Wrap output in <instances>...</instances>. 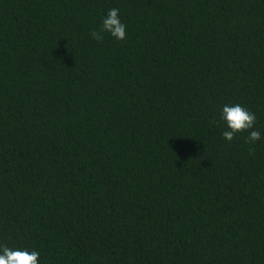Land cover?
Returning <instances> with one entry per match:
<instances>
[{"label": "trees", "instance_id": "1", "mask_svg": "<svg viewBox=\"0 0 264 264\" xmlns=\"http://www.w3.org/2000/svg\"><path fill=\"white\" fill-rule=\"evenodd\" d=\"M235 104L256 122L227 141ZM0 245L264 264V0H0Z\"/></svg>", "mask_w": 264, "mask_h": 264}, {"label": "clouds", "instance_id": "2", "mask_svg": "<svg viewBox=\"0 0 264 264\" xmlns=\"http://www.w3.org/2000/svg\"><path fill=\"white\" fill-rule=\"evenodd\" d=\"M102 31L110 33L117 40L126 37V26L121 22L119 9L112 8L102 20ZM91 36L100 41L103 36L94 31ZM221 120L226 122L227 128L222 136L227 141H232L237 133L253 129L256 122L254 113L242 107L240 104L225 105L222 109ZM260 132L252 130L249 132L247 142L252 143L260 139ZM39 252L27 249H14L6 245H0V264H38Z\"/></svg>", "mask_w": 264, "mask_h": 264}]
</instances>
